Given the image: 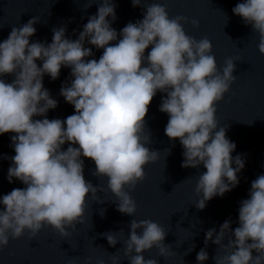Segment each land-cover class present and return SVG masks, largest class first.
<instances>
[{
  "label": "clouds",
  "instance_id": "clouds-1",
  "mask_svg": "<svg viewBox=\"0 0 264 264\" xmlns=\"http://www.w3.org/2000/svg\"><path fill=\"white\" fill-rule=\"evenodd\" d=\"M132 4L139 6L141 0H132ZM232 11L258 33V50L264 54V0H245ZM116 19L115 5L103 0L76 40L66 38V27H59L52 29L51 43H30L39 22L34 17L13 27L0 42V134L16 133L11 137L16 154L11 157L7 179L26 185L0 198L4 206L0 210V250L10 237L18 239L27 230L33 238L46 226L67 237V229L84 223L89 194L94 201L104 202L97 196L103 189L85 180L82 156L94 161V176L107 177L117 210L135 215L137 206L130 191L145 179V166L159 159V152L146 146L152 140L145 134V117L158 91L167 94L159 107L169 116L165 135L172 141L179 139L184 149L181 166L203 164L206 168L195 187L197 209L203 210L212 198L223 197L239 184L238 173L245 161L240 155L231 156L236 145L226 137L227 126L218 127L216 119V104L236 79L235 60L225 59L219 69L211 41L187 35L183 24L189 22L188 17L169 18L167 8L159 3L147 6L143 19L129 22L119 33L122 38L111 44L118 39L111 26ZM190 22L199 27L198 20ZM86 41L103 49L98 61L86 59L93 56L92 49L84 46ZM62 67L70 68L74 79L70 86L61 87L60 95L74 106L75 114L66 120H34L57 107L44 88L43 77L58 79ZM6 75L15 79L8 83L2 78ZM66 142L70 146L65 151L62 145ZM249 196L240 202L239 226L234 232L230 219L218 234L215 228L206 232L205 246L211 241L225 252L215 255L216 264H264V175L252 181ZM130 229L129 238L123 241V254L130 264H158L143 255L153 247L159 256L173 254L164 244L167 233L157 222L132 219ZM137 229L142 232L138 234ZM229 234L228 243H222ZM103 235L111 246L117 244L111 232ZM253 250L259 255L253 257ZM111 258L117 264L119 257ZM208 258L204 249L196 256L200 264Z\"/></svg>",
  "mask_w": 264,
  "mask_h": 264
},
{
  "label": "water",
  "instance_id": "water-1",
  "mask_svg": "<svg viewBox=\"0 0 264 264\" xmlns=\"http://www.w3.org/2000/svg\"><path fill=\"white\" fill-rule=\"evenodd\" d=\"M102 2L97 0L88 7L91 0H0V42L8 38L13 27H20L34 17H38L39 22L34 25L36 33L29 38L30 43H51L52 29L59 27H66V38L76 40L89 17L97 14ZM242 2L245 0H141V5L133 7L132 0H111L117 17L111 26L117 31L118 39L110 42L117 43L122 38L120 31L129 22L142 20L146 7L159 3L167 8L169 18L188 17L189 22L183 24L187 35L197 40L207 37L211 41L212 54L219 69L224 66L225 59L235 60L233 75L236 79L230 91L216 104V119L218 127L227 126L226 137L236 145L231 156L240 155L245 161L244 168L238 173L239 184L223 197L212 198L203 210L197 209L195 187L199 174L206 172V168L203 164L198 168L181 166L184 149L179 139L172 141L165 135L169 116L159 111V107L167 94L158 91L145 117V134H150L152 140L146 146L159 152V159L145 166V179L130 191L137 206L135 215L128 216L117 210L118 201L107 187V177L94 176V161L82 156L85 180L103 189L97 192V196L104 202L94 201L89 194L84 223L77 224L75 230L67 229V237L51 226L42 228L33 238L27 230L18 239L10 237L8 245L0 250V264H88V258H91L90 264H98L100 260L104 264H113L112 256L119 257L117 264H130L123 254V241L129 238L132 219L152 220L167 233L164 244L170 246L173 254L167 258L159 256L158 249L153 247L143 253L145 259H156L158 264H200L196 256L204 249L209 258L203 264H216L215 255L222 256L225 252L211 241L205 246L206 232L215 228L218 234L221 225L229 219L230 229L234 232L239 226L240 202L250 198L252 181L264 175V54L258 50V33L232 11ZM108 19L111 21V17ZM192 19L199 21V27H193ZM84 46L93 52V56L86 59L98 61L103 54V49H97L87 41ZM151 47L145 50V57ZM36 63L42 67V61ZM70 73V68L62 67L56 80L44 75V88L57 101V107L50 109L46 117L35 116L34 120H66L75 114L74 106L60 95L61 87L70 86L74 79ZM2 78L8 83L15 79L13 75ZM14 135L16 133L12 132L0 134V198L14 188L26 187L15 178L11 183L7 179L13 163L11 157L16 154L11 140ZM69 146L70 143L66 142L62 150L66 151ZM73 146L79 147L78 144ZM3 208L0 204V210ZM108 232L118 240L115 246H111L103 235ZM137 232L141 233L142 229ZM229 236L226 235L222 243L227 244ZM252 255L255 257L259 253L253 250Z\"/></svg>",
  "mask_w": 264,
  "mask_h": 264
}]
</instances>
